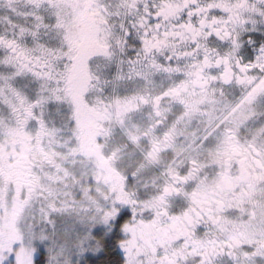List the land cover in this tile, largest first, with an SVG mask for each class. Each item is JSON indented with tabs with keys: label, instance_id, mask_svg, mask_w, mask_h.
<instances>
[{
	"label": "snow or ice",
	"instance_id": "obj_1",
	"mask_svg": "<svg viewBox=\"0 0 264 264\" xmlns=\"http://www.w3.org/2000/svg\"><path fill=\"white\" fill-rule=\"evenodd\" d=\"M0 264H264V0H0Z\"/></svg>",
	"mask_w": 264,
	"mask_h": 264
}]
</instances>
